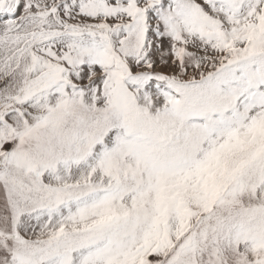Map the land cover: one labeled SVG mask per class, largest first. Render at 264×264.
Masks as SVG:
<instances>
[{"label": "snow or ice", "instance_id": "obj_1", "mask_svg": "<svg viewBox=\"0 0 264 264\" xmlns=\"http://www.w3.org/2000/svg\"><path fill=\"white\" fill-rule=\"evenodd\" d=\"M0 264H264V0H0Z\"/></svg>", "mask_w": 264, "mask_h": 264}]
</instances>
